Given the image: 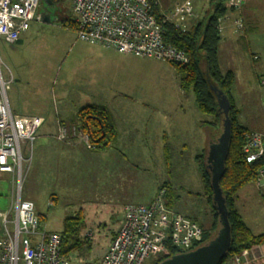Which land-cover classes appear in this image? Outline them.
Here are the masks:
<instances>
[{
    "label": "rangeland",
    "instance_id": "1",
    "mask_svg": "<svg viewBox=\"0 0 264 264\" xmlns=\"http://www.w3.org/2000/svg\"><path fill=\"white\" fill-rule=\"evenodd\" d=\"M72 1L62 0L60 14L50 23L41 22L44 15L38 13L39 20L31 23L22 44L0 41L2 73L6 81L13 80L7 86L8 101L19 115L43 117L46 123L41 133L54 130L51 124L57 120L58 107L74 111L88 100L102 103L125 137L107 155L89 151L87 145L66 151L67 143L57 142L53 136L47 138L51 145L42 151H37L36 139L24 145V156L28 154L30 162L24 165L23 197L36 203L43 225L51 233H61L66 218L80 215L84 225L80 238L89 246L69 254L68 264H99L122 224L125 197L147 203L164 183L175 190V208L197 217L205 230L212 229V206L203 194L195 161L205 143L198 124L212 121V117L202 115L194 94L180 88L172 64L125 57L78 40L75 30L65 25L74 20ZM157 1L159 14L167 16L186 0ZM254 1L244 7V15L256 33L249 37L250 42L240 43L236 52L229 49L233 46L230 39H223L220 60L224 71L235 73L231 94L240 110V123L263 132L264 84L260 76L264 51L259 50L264 40V0ZM190 3L194 16L202 17L210 0ZM234 31L239 32L235 23ZM221 35L225 37V29ZM256 50L262 62L251 59L250 51ZM184 119L187 124L181 125ZM164 133L171 145L167 160L162 152ZM205 151L207 158L209 148ZM122 188L127 194L122 195ZM16 191L12 177L0 174V212L10 210ZM51 200L53 206L49 207Z\"/></svg>",
    "mask_w": 264,
    "mask_h": 264
},
{
    "label": "built area",
    "instance_id": "2",
    "mask_svg": "<svg viewBox=\"0 0 264 264\" xmlns=\"http://www.w3.org/2000/svg\"><path fill=\"white\" fill-rule=\"evenodd\" d=\"M231 4L239 10L243 0H232ZM39 6L40 0H0V41L15 44L30 24L39 20ZM72 10L78 40L89 45L174 66L184 67L190 62L184 51L165 42L164 27L151 0H73ZM192 15L193 6L186 0L163 19L186 31ZM235 25L239 32L244 27L240 18ZM218 29L222 34L224 27ZM12 82V78L4 79L0 58V174L10 175L17 188L10 210L0 212V264H68L61 255V235L45 229L34 202L22 195L24 165L30 162L23 147L35 141L45 119L11 111L7 86ZM57 138L67 141L68 128L60 126ZM81 138L90 144L88 134L82 133ZM245 139L247 162L264 160V134L248 132ZM263 181L264 167L255 183L261 186ZM165 195L166 189H161L149 205L125 207L122 224L99 264H148L165 252L167 243L183 252L197 247L203 237L201 226L166 207ZM245 254L222 264H243Z\"/></svg>",
    "mask_w": 264,
    "mask_h": 264
},
{
    "label": "trees",
    "instance_id": "3",
    "mask_svg": "<svg viewBox=\"0 0 264 264\" xmlns=\"http://www.w3.org/2000/svg\"><path fill=\"white\" fill-rule=\"evenodd\" d=\"M51 1L62 2V0ZM231 1L210 0L207 13L200 19L196 16L194 18L193 12L190 18L191 21L189 20L188 29L182 31L177 29L174 24L164 21L163 16L159 14L160 6L158 1L151 0L154 4V11L158 16V20L164 27L165 42L184 51L189 57L190 62L188 65L184 67L173 65V67L178 74L180 88L186 93L192 92L194 94L197 108L201 114L212 117V121L204 122V125L211 127L220 125L223 127V116L213 88L222 91L230 103L231 139L224 162V174L220 179V188L230 223L232 243L228 254L220 264L231 262L233 257L264 243V234L254 235L242 221L235 207L238 191L246 184L255 182L259 170L264 167V160H258L254 163H248L246 160V155L243 152V147L246 143L245 134L253 131L241 126L238 122L239 110L231 94L235 81L234 72H223L221 69L219 52L223 37L218 28L222 25V20L227 14L237 10L231 4ZM240 19L243 22L242 15H240ZM65 25L76 32L74 20L70 19ZM77 126L81 132L89 135L91 149L94 151H101L109 147L116 135L108 111L102 107L86 106L79 110ZM205 158V154L202 152L195 157V161L199 167L203 194L212 206V229L205 230L197 217L183 214L178 208L174 207L176 197L174 196L175 190L172 184L164 183L159 188L160 190L166 189L164 197L166 207L183 214L186 218L201 226L203 237L197 247L209 243L221 228L220 217L213 202L212 174L208 168L207 158ZM38 216L40 223L43 224L42 216ZM83 226L80 215L68 217L64 220L63 231L59 233L61 235V255L64 258L69 254L81 252L85 247L89 246V243L80 238ZM180 253H183V251H179L170 243H167L165 252L152 258L148 264H160L164 260Z\"/></svg>",
    "mask_w": 264,
    "mask_h": 264
},
{
    "label": "crops",
    "instance_id": "4",
    "mask_svg": "<svg viewBox=\"0 0 264 264\" xmlns=\"http://www.w3.org/2000/svg\"><path fill=\"white\" fill-rule=\"evenodd\" d=\"M253 2H255V1L254 0H243L242 8H240L239 10L230 12L222 20V26L225 29V37L223 39H226V38L230 39L231 44L233 46H229L231 48H229V47L228 48L232 49L235 52H236V50H238L239 45H241L240 43H242L243 41L250 42V38L249 37L253 33H256V29L254 27L250 26V20L247 19L248 17H246L244 15V7H246L247 3L251 4ZM193 9H194V7H193ZM240 15H242L244 27H243L242 31L236 33L234 31V23H235V20L240 18ZM195 16L197 18H200V19L203 17V16L201 17L199 14H196ZM195 16H194V18H195ZM41 22L50 23L52 21H49L46 17L43 16ZM30 27H31V24H30ZM30 27H29L27 32H25V33H23L21 35L20 39L15 44L20 45V44L23 43V40L27 39V35H28L29 30H30ZM235 36H236L237 39L234 38ZM260 44H261V46H260V50L259 51H264V40H263V42L260 41ZM9 45H14V44H9ZM99 47H102V46H99ZM102 48L106 49V50H112V49H108V48H105V47H102ZM224 48H225V46H224ZM250 52H251L250 53L251 59L254 62L255 61L262 62L261 61L262 57H261V55H259L257 50L256 51H250ZM117 53H119V52H117ZM221 53H222V50L220 49L219 56H221ZM119 54L123 55L125 57H129L130 56V55H127V54H121V53H119ZM253 56H257L258 59L254 60ZM220 63H221V60H220ZM221 67H222V64H221ZM222 71L223 72H227V71H230V70L224 71L222 69ZM260 79H261V82H264V73H262V76H260ZM8 102H9V106H10L11 111L14 114H17L13 110V107L10 104V101H8ZM86 106H97V107L105 108L108 111L109 118L111 120L112 126H113V128L115 130V133H116L115 138L112 141L111 145L109 147H107L106 149L99 151V153L101 155L104 154V153L107 155V153H108L110 148L118 147L121 144V142L123 141L125 136L122 135L121 130L119 129L118 125L116 124V122L114 120V116L112 115V113L109 111V109L107 107L102 105V103L92 102V101L88 100L86 105L80 107L79 109H75L74 111H66V110L64 111V110H61L60 107H58L57 108V112H58L57 120H56L55 123L53 122L51 124L53 126L54 130L51 129L52 130L51 132H48V130H47V132L45 131V132L41 133V131H42V127H41L39 129V131H38L37 138H36L37 143H38L37 151L38 150L42 151V149L44 147L50 146L51 142L47 138L49 136H53V138L57 142L67 143V145H68L67 147H69V148H64L66 151H69V149L71 151H73L74 149H80V146H82V145H87V149H89V151L95 152L93 149H91V145L90 144H87V142L82 140L81 135H82L83 132H81L79 130V127L77 126L78 112H79V110H81L82 108H84ZM22 116H24V115H22ZM239 116H240V110H239V115H238V122H239V124L241 126H243L240 123V121H239ZM24 117H32V116H24ZM39 117H41V116H39ZM65 120L68 121L69 123L67 124L65 122ZM201 122L202 123H199L198 126H199V131L202 134L201 135L202 138L205 139V143H204V146H203L204 149L200 153L203 152L204 154H206L205 149L209 148L211 144H213V143L218 141L219 137L221 136L222 131H220V128H218V126H216V127L212 126L211 127L209 125H204L205 121H201ZM44 123H46V122H44ZM180 124L181 125H186L187 121L185 119H184V121L181 120ZM60 126H65L69 130V139L67 141H60L57 138ZM134 127L137 128V126H134ZM133 128L131 127L132 132H134V129H135V128L134 129ZM74 130L76 131V133H74ZM260 133L264 134V131L260 132ZM128 136H131V135L129 134ZM132 136H134V134H132ZM167 137L168 136L166 135V133H164L163 136L161 137V139H162V150H163L162 152H163V155L165 156L166 160H167V158L170 155V146H171L170 142H168V138ZM24 145H26V144H24ZM63 153L66 154L65 152H63ZM26 156H28V154ZM28 175H27V177H28ZM199 178H200V182H201L200 173H199ZM123 184L124 183H121V184H118V185L121 186ZM201 184H202V182H201ZM201 187L203 189V185ZM158 190L156 191L154 197L156 196ZM120 192L122 193V195L127 194V192H125L124 188H122V190ZM154 197L151 198L147 203H144V204H138L137 202H135L133 200V197H125V199L123 200L124 207H126L129 204L149 205L153 201ZM28 200L34 202L31 199H28ZM34 204L36 205L35 202H34ZM52 206H53V200H51V202L49 203V207H52ZM235 207H236V209H237L242 221L252 231V233L254 235H262V234H264V181H263L261 186H258L254 181L246 184L245 186H243L238 191V193L236 195ZM36 209H37V205H36ZM37 214L39 215L38 212H37ZM243 264H264V243H262L261 245L255 247V248H253L251 250L246 251L245 262Z\"/></svg>",
    "mask_w": 264,
    "mask_h": 264
},
{
    "label": "water",
    "instance_id": "5",
    "mask_svg": "<svg viewBox=\"0 0 264 264\" xmlns=\"http://www.w3.org/2000/svg\"><path fill=\"white\" fill-rule=\"evenodd\" d=\"M44 2L46 3L47 0H44ZM46 18L49 21L52 20L51 17ZM213 90L216 93L220 112L223 116V129L218 141L209 147L207 164L212 174L213 202L220 217L221 228L209 243L199 246L194 250L174 255L160 264H220L231 247V228L220 188V179L224 174V162L231 139L230 103L222 91H219L217 88H213Z\"/></svg>",
    "mask_w": 264,
    "mask_h": 264
},
{
    "label": "flooded vegetation",
    "instance_id": "6",
    "mask_svg": "<svg viewBox=\"0 0 264 264\" xmlns=\"http://www.w3.org/2000/svg\"><path fill=\"white\" fill-rule=\"evenodd\" d=\"M44 3L45 2L43 0L42 3L40 4L43 8L40 9V6H39L38 13L41 12V14H43L44 16L51 17V18L55 15L60 14V11L62 9L60 8L59 2L47 0V2L45 4Z\"/></svg>",
    "mask_w": 264,
    "mask_h": 264
}]
</instances>
